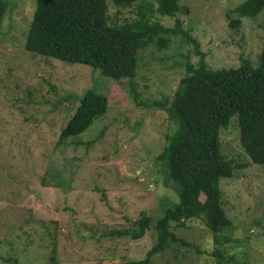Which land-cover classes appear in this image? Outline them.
Segmentation results:
<instances>
[{
  "label": "rangeland",
  "instance_id": "obj_1",
  "mask_svg": "<svg viewBox=\"0 0 264 264\" xmlns=\"http://www.w3.org/2000/svg\"><path fill=\"white\" fill-rule=\"evenodd\" d=\"M7 1L0 28V264L143 261L157 244L154 222L137 240L112 232L133 229L142 212L155 221L178 202L158 159L175 124L157 103L170 102L186 62H198L193 45L181 36L164 49L149 45L138 53L135 77L116 82L89 66L25 51L36 0ZM244 1L180 0L175 18L155 20L173 27L178 18L212 70L236 68L243 59L255 64L264 10L242 18L238 29L228 26L227 13ZM107 7L109 24L135 17L112 0ZM88 89L106 97L105 115L58 143ZM220 142L239 166L220 181L230 226L215 238L200 219L173 223L168 246L149 264H264V167L240 145L236 115Z\"/></svg>",
  "mask_w": 264,
  "mask_h": 264
},
{
  "label": "trees",
  "instance_id": "obj_2",
  "mask_svg": "<svg viewBox=\"0 0 264 264\" xmlns=\"http://www.w3.org/2000/svg\"><path fill=\"white\" fill-rule=\"evenodd\" d=\"M179 1L112 0L118 8H133L135 17L122 24H109L107 0H36L24 41L29 53L66 64H83L116 82H130L135 77L140 50L149 45L158 50L167 48L171 36L188 40L199 57L196 64L186 62V74L170 102L157 103L175 124L158 159L165 164L178 202L155 221L142 212L133 229L112 232L137 240L154 222L157 244L143 261L127 264H149L153 255L168 246L173 223L183 226L186 221L200 219L215 238L230 226L220 181L231 178L239 166L222 153L220 130L232 116L237 117L244 152L253 164L264 167V44L255 64L243 59L236 68H208L198 42L182 29L178 18L173 27L155 20L156 15L175 18L181 8ZM7 4V0H0V28ZM263 10L264 0H246L227 13L228 26L238 29L242 18H255ZM107 109L106 97L88 89L60 130L58 143L83 133Z\"/></svg>",
  "mask_w": 264,
  "mask_h": 264
}]
</instances>
